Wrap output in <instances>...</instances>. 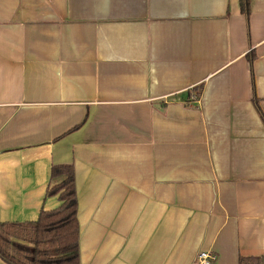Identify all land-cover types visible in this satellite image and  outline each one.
Listing matches in <instances>:
<instances>
[{
	"label": "crops",
	"instance_id": "0c3cea01",
	"mask_svg": "<svg viewBox=\"0 0 264 264\" xmlns=\"http://www.w3.org/2000/svg\"><path fill=\"white\" fill-rule=\"evenodd\" d=\"M249 2L0 0V222L57 208L52 167L72 165L80 264L264 257V0Z\"/></svg>",
	"mask_w": 264,
	"mask_h": 264
},
{
	"label": "trees",
	"instance_id": "16d2710c",
	"mask_svg": "<svg viewBox=\"0 0 264 264\" xmlns=\"http://www.w3.org/2000/svg\"><path fill=\"white\" fill-rule=\"evenodd\" d=\"M249 14V0H240ZM60 205L34 222H0V259L6 264H80V226L75 170L55 165L46 198ZM239 264H264V257H241Z\"/></svg>",
	"mask_w": 264,
	"mask_h": 264
},
{
	"label": "built area",
	"instance_id": "2783aa9c",
	"mask_svg": "<svg viewBox=\"0 0 264 264\" xmlns=\"http://www.w3.org/2000/svg\"><path fill=\"white\" fill-rule=\"evenodd\" d=\"M193 101H198V97L196 95H193L191 98ZM216 259L214 255L208 252H200L198 254V257L196 259L195 264H212V262Z\"/></svg>",
	"mask_w": 264,
	"mask_h": 264
}]
</instances>
